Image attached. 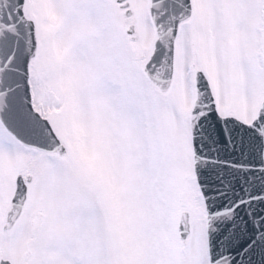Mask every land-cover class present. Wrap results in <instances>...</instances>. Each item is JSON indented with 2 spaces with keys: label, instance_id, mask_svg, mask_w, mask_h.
I'll use <instances>...</instances> for the list:
<instances>
[{
  "label": "snow or ice",
  "instance_id": "obj_1",
  "mask_svg": "<svg viewBox=\"0 0 264 264\" xmlns=\"http://www.w3.org/2000/svg\"><path fill=\"white\" fill-rule=\"evenodd\" d=\"M0 264H264V0H0Z\"/></svg>",
  "mask_w": 264,
  "mask_h": 264
}]
</instances>
